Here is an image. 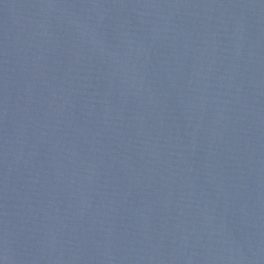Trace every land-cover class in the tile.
I'll list each match as a JSON object with an SVG mask.
<instances>
[{
  "label": "water",
  "instance_id": "water-1",
  "mask_svg": "<svg viewBox=\"0 0 264 264\" xmlns=\"http://www.w3.org/2000/svg\"><path fill=\"white\" fill-rule=\"evenodd\" d=\"M0 264H264V0H0Z\"/></svg>",
  "mask_w": 264,
  "mask_h": 264
}]
</instances>
